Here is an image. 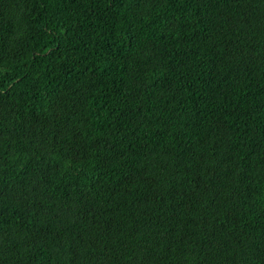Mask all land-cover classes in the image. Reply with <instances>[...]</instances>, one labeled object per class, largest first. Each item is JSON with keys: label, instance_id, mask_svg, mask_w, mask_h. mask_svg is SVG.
I'll list each match as a JSON object with an SVG mask.
<instances>
[{"label": "trees", "instance_id": "trees-1", "mask_svg": "<svg viewBox=\"0 0 264 264\" xmlns=\"http://www.w3.org/2000/svg\"><path fill=\"white\" fill-rule=\"evenodd\" d=\"M0 264H264V0H0Z\"/></svg>", "mask_w": 264, "mask_h": 264}]
</instances>
